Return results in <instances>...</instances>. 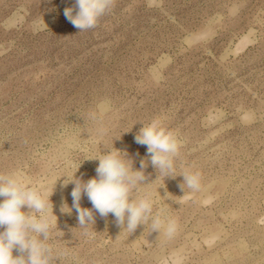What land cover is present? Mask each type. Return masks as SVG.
<instances>
[{
	"label": "rangeland",
	"instance_id": "1",
	"mask_svg": "<svg viewBox=\"0 0 264 264\" xmlns=\"http://www.w3.org/2000/svg\"><path fill=\"white\" fill-rule=\"evenodd\" d=\"M74 6L0 0V173L52 193L53 264H264V0H114L81 32L64 15ZM153 118L182 142L176 174L201 176L184 195L182 176L144 169L140 194L174 235L130 233L95 210L85 234L60 211L73 203L64 180L79 165L96 176L92 158L113 147L140 169L135 136Z\"/></svg>",
	"mask_w": 264,
	"mask_h": 264
},
{
	"label": "clouds",
	"instance_id": "2",
	"mask_svg": "<svg viewBox=\"0 0 264 264\" xmlns=\"http://www.w3.org/2000/svg\"><path fill=\"white\" fill-rule=\"evenodd\" d=\"M114 0H75L74 7L64 10L65 17L81 31L98 26L102 16L110 12ZM75 11V14H74ZM110 109L108 101L98 105L99 115ZM97 118V114H93ZM135 142L147 147V159L140 160V169L134 168V160L126 151L109 149L99 157L96 176L87 181L77 177H66L64 185L73 183L72 206L65 202L61 213H77L78 227L88 234L90 225H95L94 211L101 217L109 214L122 230L133 233L139 226L151 228L167 237H172L176 224L161 219V212H154V201L147 193L140 191L145 183L144 169L149 162L165 178L183 177L179 185L185 195V186L190 192L201 188L199 172L185 171L179 175L175 171V159L179 155L181 141L175 131L164 126L160 118H153L143 124L135 136ZM51 194L42 192L39 187L25 180L19 173H0V264H53L59 255L48 243L53 228V204ZM183 195V196H184ZM82 196H87L92 209L81 207ZM27 208L28 211L23 209ZM15 250L18 255H13Z\"/></svg>",
	"mask_w": 264,
	"mask_h": 264
}]
</instances>
